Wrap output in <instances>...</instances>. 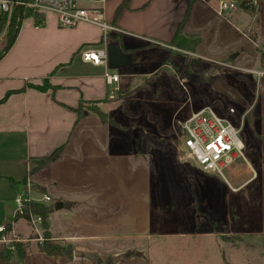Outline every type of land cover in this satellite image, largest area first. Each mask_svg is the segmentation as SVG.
I'll use <instances>...</instances> for the list:
<instances>
[{"label": "rangeland", "instance_id": "1", "mask_svg": "<svg viewBox=\"0 0 264 264\" xmlns=\"http://www.w3.org/2000/svg\"><path fill=\"white\" fill-rule=\"evenodd\" d=\"M207 8L199 49L151 48L110 68L121 76L119 90L110 86L114 97L84 104L58 161L34 160L28 198L76 200L43 218L40 234L25 216L16 219L17 200L0 204V225L12 230L0 243V264H264V77L246 71L264 68V0L258 10L225 17ZM27 22L34 26L33 17ZM205 106L241 127L245 158L222 174L188 160L181 146V123ZM95 108L118 126L103 123ZM252 168L257 175L239 188ZM46 241L71 245L72 254L48 255ZM75 249L86 257L76 258Z\"/></svg>", "mask_w": 264, "mask_h": 264}, {"label": "crops", "instance_id": "2", "mask_svg": "<svg viewBox=\"0 0 264 264\" xmlns=\"http://www.w3.org/2000/svg\"><path fill=\"white\" fill-rule=\"evenodd\" d=\"M208 1L78 0L79 5L99 11L103 21L119 30L109 31L106 38L100 26L89 22L61 27L53 12L46 14L44 26L36 27L31 22L21 24L15 41L0 58V100L13 91L0 101V204L10 208L17 195L26 192L24 180L34 160L69 144L74 129L82 121L75 111L81 101L103 102L111 97L110 86L115 83L106 81L102 65L84 61L83 51L119 45L134 59L151 48L169 51L180 28L182 34L201 36L208 22L207 7L213 5ZM45 78L57 88L41 91L28 86L41 84ZM116 83L114 87L119 90L121 76ZM252 172L239 188L257 175L253 168ZM36 182L48 190L47 185ZM60 199L76 200L64 193L56 200Z\"/></svg>", "mask_w": 264, "mask_h": 264}, {"label": "built area", "instance_id": "3", "mask_svg": "<svg viewBox=\"0 0 264 264\" xmlns=\"http://www.w3.org/2000/svg\"><path fill=\"white\" fill-rule=\"evenodd\" d=\"M203 1L209 3L208 0ZM259 6L260 0H214L212 5L215 13L221 17H225L227 13L238 8L258 10ZM18 7L45 15L48 12H53L61 27H74L81 22L96 24L102 28L105 38L109 31H119L115 26L103 21L99 11L79 5L78 0H0V53L9 43L12 23ZM107 48L108 46L104 45L99 48L87 49L82 52V58L95 65L105 66L104 77L109 84H113L119 82L120 75L110 71ZM246 71L253 73L258 81L264 77V68ZM114 94L113 91L111 97H114ZM229 113L235 115L236 109L230 107ZM246 114L247 112L244 113V118ZM181 126L186 133L181 144L184 157L203 170L222 174L223 169L233 163L235 159L245 158L243 152L245 144L239 136L241 127L236 126L230 119L222 117L211 106H205L194 112L181 123ZM25 185L26 192H21L16 199L18 212L22 213L26 200L45 204L54 202V198L48 194L28 198L25 194L30 188L29 184ZM28 219L37 234H40L38 226L42 224L43 217L31 212ZM11 231L7 224L0 225V243L10 241L7 236Z\"/></svg>", "mask_w": 264, "mask_h": 264}, {"label": "trees", "instance_id": "4", "mask_svg": "<svg viewBox=\"0 0 264 264\" xmlns=\"http://www.w3.org/2000/svg\"><path fill=\"white\" fill-rule=\"evenodd\" d=\"M124 5L120 6L117 14H119V12L121 11V9L123 8ZM189 9L187 12L186 17L189 15ZM27 17H33L34 19V23L36 26H44L45 22H46V15L39 13L37 11H33V10H27L24 8H17L16 14H15V18L13 20L12 23V27H11V32H10V38H9V43L8 45L5 47V49L0 53V58L4 55V53H6V51H8V49H10L12 43L15 41L20 26L23 22V20ZM1 26V23H0ZM201 42V38L199 36H188L185 34H182L181 32V28L176 32L174 39L172 40V45L181 48V49H185V50H189L194 52L195 49L197 48V46L200 44ZM44 83H48V85H45L44 83L42 84H28V86H32L38 90L41 91H47L49 89H56L57 86L51 84L48 80V78H45ZM26 87H24L22 90H24ZM13 91L8 92L5 97L1 100L6 99ZM0 100V101H1ZM91 101L88 102H84L81 101L79 104V107L77 109H75V111L78 113L79 117H81L82 112L84 111V104H88ZM96 114L99 115V117L101 118L103 123H110L114 126H118V123L111 117L109 116L106 112H103L101 109L99 108H95L93 110ZM64 149V146L61 145L58 148H56L50 155L46 156L45 158H43L42 163L40 164L42 165H46L52 161L57 160L60 156L61 153ZM33 171V170H32ZM30 171V172H32ZM12 185H15V182L12 180L11 181ZM25 183V180H24ZM55 209V201L50 203V204H45V203H40V202H35V201H29V202H25L24 203V207H23V211L22 213H19L16 216V219L19 218L20 216H25L26 218H29V213H34V214H38L41 215L44 219L47 220V217L49 216L50 213H52ZM8 226H10V224H8ZM45 235L46 238H50V232L47 226V222H46V230H45ZM41 249L48 255H70L72 254L71 252V245L68 246H60L57 244H54L50 241H46L44 242V244L41 245ZM0 253L2 254V256L4 255V253L2 251H0Z\"/></svg>", "mask_w": 264, "mask_h": 264}, {"label": "water", "instance_id": "5", "mask_svg": "<svg viewBox=\"0 0 264 264\" xmlns=\"http://www.w3.org/2000/svg\"><path fill=\"white\" fill-rule=\"evenodd\" d=\"M108 51V65L111 69H118L125 67L135 61L134 56L132 54L126 53L122 50L121 46L119 45H110L107 48ZM232 57H235L233 54ZM214 87L219 89L220 91L226 92L223 88L222 83L220 80H217L214 83ZM71 203L64 200H56L55 201V209L60 210L63 208H70ZM86 252L82 249H75L74 256L76 258H85ZM137 256H144L142 251L136 252ZM114 262H117L118 256H114Z\"/></svg>", "mask_w": 264, "mask_h": 264}]
</instances>
